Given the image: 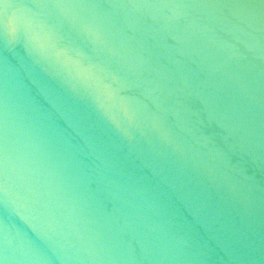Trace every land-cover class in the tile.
Masks as SVG:
<instances>
[{"label":"water","instance_id":"1","mask_svg":"<svg viewBox=\"0 0 264 264\" xmlns=\"http://www.w3.org/2000/svg\"><path fill=\"white\" fill-rule=\"evenodd\" d=\"M0 264H264V0H0Z\"/></svg>","mask_w":264,"mask_h":264}]
</instances>
